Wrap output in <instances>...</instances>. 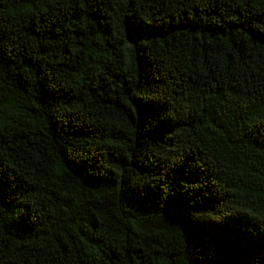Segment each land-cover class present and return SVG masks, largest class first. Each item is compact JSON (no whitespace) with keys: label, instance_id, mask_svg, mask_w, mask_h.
Listing matches in <instances>:
<instances>
[{"label":"trees","instance_id":"trees-1","mask_svg":"<svg viewBox=\"0 0 264 264\" xmlns=\"http://www.w3.org/2000/svg\"><path fill=\"white\" fill-rule=\"evenodd\" d=\"M0 264H264V0H0Z\"/></svg>","mask_w":264,"mask_h":264}]
</instances>
